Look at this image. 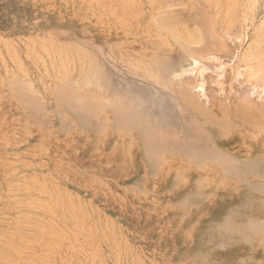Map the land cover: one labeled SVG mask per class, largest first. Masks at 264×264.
<instances>
[{
	"label": "rangeland",
	"instance_id": "rangeland-1",
	"mask_svg": "<svg viewBox=\"0 0 264 264\" xmlns=\"http://www.w3.org/2000/svg\"><path fill=\"white\" fill-rule=\"evenodd\" d=\"M0 264H264V0H0Z\"/></svg>",
	"mask_w": 264,
	"mask_h": 264
},
{
	"label": "bare ground",
	"instance_id": "bare-ground-1",
	"mask_svg": "<svg viewBox=\"0 0 264 264\" xmlns=\"http://www.w3.org/2000/svg\"><path fill=\"white\" fill-rule=\"evenodd\" d=\"M121 24V23H120ZM127 24V23H126ZM126 27V26H125ZM109 28V27H108ZM116 28V27H115ZM124 29H126V28H124ZM126 34V33H125ZM140 36V35H139ZM165 37V36H164ZM190 37H192V35L190 36ZM163 38V37H162ZM185 39V38H184ZM188 39V37L186 38V40ZM188 41V40H187ZM210 49V48H209ZM203 50V49H202ZM212 50V49H211ZM248 50L249 49H247L243 54H242V56L239 58V60L237 61V63L235 64V66H234V70H236L237 72L238 71H240V70H242V68L243 69H245V68H248L247 67V65H246V63H245V60H247L248 59V54H249V52H248ZM249 56H250V54H249ZM164 57V56H163ZM201 59V58H200ZM247 62V61H246ZM245 63V66H243V67H241L242 66V64H244ZM156 68V67H155ZM251 68V67H250ZM250 68H248V70H250L251 72H248V73H251V74H249L251 77H254L253 75L254 74H252V68L250 69ZM247 70V69H246ZM254 73V72H253ZM259 74V73H258ZM261 75V74H260ZM249 76V77H250ZM177 84V83H176ZM169 89H170V87H169ZM138 95V94H137ZM182 100V99H181ZM214 108V107H213ZM129 136V135H128ZM157 142H159V141H157ZM150 144V143H149ZM158 144V143H157ZM153 146H154V144H153ZM152 146V147H153ZM155 148V147H154ZM153 149V148H152ZM156 149V148H155ZM157 151V150H156ZM154 152V151H153ZM225 161V160H224ZM231 163V162H230ZM225 166V165H224ZM229 169V168H228ZM231 171V170H230ZM23 197V196H22Z\"/></svg>",
	"mask_w": 264,
	"mask_h": 264
}]
</instances>
